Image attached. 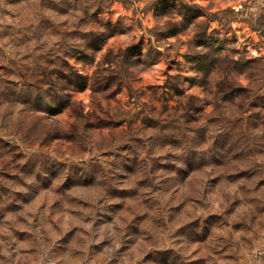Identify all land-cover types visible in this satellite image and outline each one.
Listing matches in <instances>:
<instances>
[{"label":"clouds","instance_id":"clouds-1","mask_svg":"<svg viewBox=\"0 0 264 264\" xmlns=\"http://www.w3.org/2000/svg\"><path fill=\"white\" fill-rule=\"evenodd\" d=\"M116 34L131 37L128 45L110 44ZM152 69L161 76L149 86L144 73ZM83 93L87 104L78 99ZM65 112L75 119H60ZM25 118L37 122L45 143L74 141L66 153L14 137L29 184L52 172L70 184L99 182L97 200L106 204L104 189L169 174L153 165L186 172L221 153L230 129L264 133V0H0V135L13 137ZM106 127L112 131H97ZM126 167L137 172L128 184L119 179ZM90 235L89 243L106 238ZM0 244V264L22 259L9 252L11 240ZM242 247L238 264H264V232Z\"/></svg>","mask_w":264,"mask_h":264},{"label":"rangeland","instance_id":"rangeland-1","mask_svg":"<svg viewBox=\"0 0 264 264\" xmlns=\"http://www.w3.org/2000/svg\"><path fill=\"white\" fill-rule=\"evenodd\" d=\"M130 40L126 34H116L109 43L120 47ZM257 51L252 50L254 57ZM158 69L144 73L149 86L160 78ZM199 92L198 87L192 88L193 94ZM78 99L90 101L87 93ZM119 99V95L112 98V103ZM123 99L126 102L129 97ZM169 103L175 106L177 101ZM59 118L75 119L67 112ZM97 131L110 133L112 129ZM229 131L232 142L221 153H210L205 161L190 164L186 172L153 165L150 171L169 174L145 176L131 187L104 189L111 201L105 204L102 197L97 200L103 189L99 182L70 184L56 172L43 179L37 175L32 184L26 182L32 174L27 162L18 163L25 154L18 150L14 137L21 142L37 138L38 147L53 151L59 147L66 153L74 141L57 137L45 143L46 138L39 139L37 122L25 118L18 122L13 137L0 135V241L11 240L9 252L22 258L16 264H50L51 260L56 264H238L242 245L259 240L264 232V178L257 179L264 176V133L253 137L243 128ZM126 173L119 176L124 184L137 174L127 167ZM93 200L104 204V209L95 210ZM179 220L187 223L173 228ZM201 224L200 230L189 227ZM100 232L106 237L102 242H88L95 238L91 233ZM113 232L116 235H110ZM85 250L87 260L82 255ZM5 259L0 244V261Z\"/></svg>","mask_w":264,"mask_h":264}]
</instances>
